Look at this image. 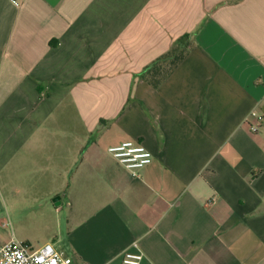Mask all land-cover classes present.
<instances>
[{
  "label": "crops",
  "instance_id": "0c3cea01",
  "mask_svg": "<svg viewBox=\"0 0 264 264\" xmlns=\"http://www.w3.org/2000/svg\"><path fill=\"white\" fill-rule=\"evenodd\" d=\"M24 230L72 264H264V0H0V248Z\"/></svg>",
  "mask_w": 264,
  "mask_h": 264
},
{
  "label": "built area",
  "instance_id": "2783aa9c",
  "mask_svg": "<svg viewBox=\"0 0 264 264\" xmlns=\"http://www.w3.org/2000/svg\"><path fill=\"white\" fill-rule=\"evenodd\" d=\"M251 116L257 119L255 124L250 125L251 132L257 133L262 126L263 118L255 112ZM108 151L133 176H138L139 171L153 161V154L138 141H126L110 147ZM132 248L124 252L121 264H143L145 256L139 245L134 243ZM72 262L69 256L52 243L33 248L31 244L13 239L0 248V264H72Z\"/></svg>",
  "mask_w": 264,
  "mask_h": 264
},
{
  "label": "trees",
  "instance_id": "16d2710c",
  "mask_svg": "<svg viewBox=\"0 0 264 264\" xmlns=\"http://www.w3.org/2000/svg\"><path fill=\"white\" fill-rule=\"evenodd\" d=\"M194 35L188 34L178 39L169 52L145 69L140 78L158 89L189 54Z\"/></svg>",
  "mask_w": 264,
  "mask_h": 264
},
{
  "label": "rangeland",
  "instance_id": "374dc122",
  "mask_svg": "<svg viewBox=\"0 0 264 264\" xmlns=\"http://www.w3.org/2000/svg\"><path fill=\"white\" fill-rule=\"evenodd\" d=\"M7 235H8V228H6V230L4 231L3 236L7 237ZM44 238H45V234L37 233L31 230H24L22 231V234L18 238V240L31 244L33 248H37L40 245V243L43 242Z\"/></svg>",
  "mask_w": 264,
  "mask_h": 264
}]
</instances>
